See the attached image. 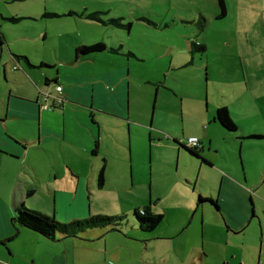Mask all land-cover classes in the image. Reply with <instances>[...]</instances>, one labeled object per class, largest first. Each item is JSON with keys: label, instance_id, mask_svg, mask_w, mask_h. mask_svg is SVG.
Instances as JSON below:
<instances>
[{"label": "rangeland", "instance_id": "obj_1", "mask_svg": "<svg viewBox=\"0 0 264 264\" xmlns=\"http://www.w3.org/2000/svg\"><path fill=\"white\" fill-rule=\"evenodd\" d=\"M86 6L126 17L112 26L132 24L129 39L127 32L124 37L118 29L103 27L98 34L85 32L88 42L99 39L108 46L123 41L138 59L128 77L133 98L130 140L128 130L119 143L105 127L103 151L111 155L112 167L101 189L96 178L87 191L88 212L81 220L126 215L120 229L107 236L137 260L157 251L195 248L207 264H264V139L249 138L264 137V0H226L223 19H217L218 0H0V26H29L39 32L49 26L55 35L49 44L42 39L33 43L31 57L55 59L51 50L59 27L74 31L76 26L103 25L44 19V11L63 15ZM23 17L17 23L8 20ZM147 81L152 83L144 85ZM222 106L237 131L213 122ZM192 135L203 142L200 157L179 151L173 142L177 138L187 144ZM5 187L0 195L6 194ZM201 196L218 201L219 209L209 200L200 203ZM148 205L165 219L147 233L133 215Z\"/></svg>", "mask_w": 264, "mask_h": 264}, {"label": "crops", "instance_id": "obj_2", "mask_svg": "<svg viewBox=\"0 0 264 264\" xmlns=\"http://www.w3.org/2000/svg\"><path fill=\"white\" fill-rule=\"evenodd\" d=\"M16 1L20 0H11ZM82 10L99 13L104 20L115 18L104 7L86 6ZM81 11L70 9L59 15L103 26H76L74 31L68 30L70 26L59 27L56 34L59 40L53 42L51 50L55 59L51 55L31 57L33 43L42 39L43 44H49L50 36L55 35L49 26L40 32L29 26L19 29L0 26L3 36L0 44V188H8L4 196L0 195V264H207L195 248H177L170 253L157 251L153 256L137 260L129 250L112 245L108 229L86 231L79 237L58 235L50 240L15 221L21 205L47 216L53 213L69 222L86 217L87 191L95 187V179L102 169L106 179L112 167L111 155L103 151L105 127H110L108 134L119 143H123L128 130L130 140L133 98L132 80L128 77L138 57L123 41L107 46L99 39L88 42L83 34H98L103 32V27H112L124 37L123 33L127 32L129 39L132 24L127 29L73 15ZM24 18H16L18 21L13 23ZM27 18L33 20L35 16ZM125 18L115 19L122 22ZM97 43L105 44L108 50L90 55L78 53L80 48ZM20 55L28 56L33 67L15 58ZM46 62L53 67L39 68ZM151 83L143 82L144 85ZM57 86L63 88L60 94L64 104L44 94H56ZM216 113L213 122L219 123ZM192 137L199 139L198 135L189 138ZM175 140L180 143L179 139ZM200 143L199 155L204 151L201 140ZM180 144L184 148L179 147V151L189 150L188 144ZM128 146L130 151V142ZM97 187L101 189L98 184ZM208 200L214 199H207L205 203ZM237 205L241 211V203ZM231 216L237 220L236 212ZM105 230L108 232L103 233Z\"/></svg>", "mask_w": 264, "mask_h": 264}, {"label": "trees", "instance_id": "obj_3", "mask_svg": "<svg viewBox=\"0 0 264 264\" xmlns=\"http://www.w3.org/2000/svg\"><path fill=\"white\" fill-rule=\"evenodd\" d=\"M134 1V0H129ZM220 13L217 15V19H223L227 16V7H226V0H218ZM73 13H69V15H72ZM77 15L80 18L91 20V21H98L103 24L107 25H120L121 19H109L104 20L102 15L99 13H87L85 10H82ZM44 18H58L60 15L53 14V13H44ZM10 21L16 22L18 19L12 18ZM200 28L204 29L205 21L201 18L200 19ZM127 29L131 27V23L127 24ZM2 39L3 36L0 33V44L2 45ZM200 46L195 45L192 43V47ZM205 49V48H203ZM108 50L107 46L102 43H97L93 46H84L78 50V53L83 55H90L95 53H100ZM114 51V50H111ZM115 52V51H114ZM17 59H22L27 62V64L30 67H33L32 64H30L28 58L26 57H18ZM46 66L44 63H41L39 68H42ZM15 69V68H14ZM59 87V86H57ZM217 121L221 124V126L231 132H234L237 130V125L234 123V121L230 117V113L227 107H220L217 110L216 113ZM251 139H264L262 135H251L249 136ZM175 144H178L180 147L184 148V145H181L178 143L177 140H173ZM189 151V150H188ZM192 155L196 157H200L198 150L189 151ZM204 160V159H203ZM205 161V160H204ZM208 163L207 161H205ZM105 171L102 169L98 176V185L100 188H102L105 184ZM30 193H33L31 191ZM207 201V199L200 197V203H203ZM217 209H219V205L214 200H209ZM135 219L138 223V226L140 230L144 232H152L156 230L159 225L164 221L165 216L163 214H157L154 213L151 205L145 206L142 209H136L134 211ZM127 216H97V217H90L85 220H74L72 222L68 223H62L57 221L55 217H50L47 215H44L38 211L30 210L25 205H21L17 208L16 215H15V221L18 222L20 225L36 231L40 233L42 236H44L47 239L55 240L58 235H63L64 237H79L81 234H83L86 231L93 230V229H108L110 231H118L120 227L122 226V223L124 220H126Z\"/></svg>", "mask_w": 264, "mask_h": 264}, {"label": "built area", "instance_id": "obj_4", "mask_svg": "<svg viewBox=\"0 0 264 264\" xmlns=\"http://www.w3.org/2000/svg\"><path fill=\"white\" fill-rule=\"evenodd\" d=\"M15 69H17V67H15ZM62 90H63L62 86H59L56 88V94H49V93H44V94L54 99L58 104H64L65 99L60 94ZM187 144L190 147L198 148L200 147V140L196 137H192L188 139Z\"/></svg>", "mask_w": 264, "mask_h": 264}, {"label": "flooded vegetation", "instance_id": "obj_5", "mask_svg": "<svg viewBox=\"0 0 264 264\" xmlns=\"http://www.w3.org/2000/svg\"><path fill=\"white\" fill-rule=\"evenodd\" d=\"M186 147L190 150V151H196V150H198V152L202 149V147H201V143H200V147H198V148H193V147H190V146H188V145H186ZM252 213L254 214V209H252Z\"/></svg>", "mask_w": 264, "mask_h": 264}, {"label": "water", "instance_id": "obj_6", "mask_svg": "<svg viewBox=\"0 0 264 264\" xmlns=\"http://www.w3.org/2000/svg\"><path fill=\"white\" fill-rule=\"evenodd\" d=\"M186 151H188V150H186ZM189 152V151H188ZM190 153V152H189Z\"/></svg>", "mask_w": 264, "mask_h": 264}]
</instances>
